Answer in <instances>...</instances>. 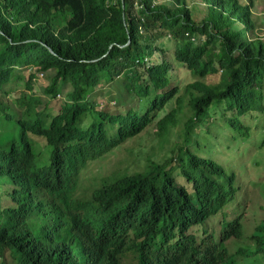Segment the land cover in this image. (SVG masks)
<instances>
[{
    "label": "trees",
    "instance_id": "16d2710c",
    "mask_svg": "<svg viewBox=\"0 0 264 264\" xmlns=\"http://www.w3.org/2000/svg\"><path fill=\"white\" fill-rule=\"evenodd\" d=\"M201 1L198 20L188 0H0L4 264H226V242L243 235L227 219L240 196L264 216V35L253 0ZM21 81V92L10 86ZM153 123L161 159L83 185L92 162ZM200 136L238 161L198 155Z\"/></svg>",
    "mask_w": 264,
    "mask_h": 264
},
{
    "label": "rangeland",
    "instance_id": "374dc122",
    "mask_svg": "<svg viewBox=\"0 0 264 264\" xmlns=\"http://www.w3.org/2000/svg\"><path fill=\"white\" fill-rule=\"evenodd\" d=\"M169 0H159V2H168ZM245 2H250L249 0H243ZM189 5L191 7L193 17H195L198 20L203 19L206 16L207 13V4L202 2L201 0H188ZM253 16L257 23V27L260 30L259 33L263 36L264 35V0H253ZM163 42L168 45L169 49H173V44L170 39L168 38H162ZM151 59L154 61L156 59V54L152 53ZM20 70L22 71V75H24L25 80L29 78V74L31 73V70L27 67H21ZM181 67H178L176 69V76L178 80H181L182 76L180 75ZM219 74L214 76H209L205 79V81L208 82H216L219 79ZM48 82V79L46 78L45 74L39 73L36 78L33 79V85L34 89L37 93H41L42 97L44 98L43 93L40 91V88L44 86L45 83ZM13 88L17 89L18 92H21L22 90L26 89L25 81L19 82L18 85L11 84ZM12 97L3 96L4 102H11ZM60 97H58L59 99ZM57 99V100H58ZM55 101V104H53V111L52 113H55L60 105V100ZM114 104V102H112ZM175 100H170L163 111L159 114V118L164 117L167 113H169L173 108H175ZM12 111H17L18 107L15 106V104H11ZM215 113V112H212ZM219 114H213L209 121V125L217 126L220 121H215L216 117H219ZM251 121V120H250ZM247 122H249L247 120ZM224 124V122H221ZM227 125L228 122H227ZM156 123H153L150 125L144 132H142L140 135L136 136L135 138L129 140L125 145H123L121 148H117L116 150L110 152L106 155L102 161H96L92 162L90 164V169L83 172L82 180L83 185L85 186H92V187H98L95 186L100 183L102 179H104L107 176L113 175L115 173H118V171H128L130 173L140 170L145 162L149 159H161L166 152V148L160 147V138L158 137L156 133ZM211 130V129H209ZM212 131V130H211ZM176 133H179L180 136L175 139V141H180L183 135V127L181 123L176 127L175 129ZM214 134L217 133V131H212ZM196 133H200V131H197ZM225 134L229 133V130H225L223 132ZM199 140V146L203 147V152H200V149L194 148L196 150V153L200 156H213L215 160H223V162L228 161L229 163H232L234 155H236V149L231 150L230 152L227 151L226 148H223L219 142V140H213V143L210 142V139L204 138L203 136H200L198 138ZM224 142L226 140H223ZM222 141V142H223ZM245 143V142H242ZM212 149L214 153H209V150ZM240 150H243V147L240 148ZM208 153V154H206ZM232 155V156H231ZM234 161H238V158H235ZM226 164V163H225ZM233 164H238L236 162H233ZM262 167H258V171L262 172L264 176V169H261ZM260 169V170H259ZM235 170L237 173H239V169L236 165ZM247 170V169H246ZM176 175V173L174 174ZM254 180L255 175L254 173L251 174V171L248 170L247 172H244L242 174H238V181L243 184V191L245 188L247 189L249 187V180ZM4 195V194H2ZM249 197H247L245 194H242L240 196V200L237 201L238 204H240L239 208L236 210H233L232 213L228 214L227 219L231 220L233 219L237 214L243 211V209L248 207L247 200ZM6 200L5 198H2V203ZM11 204L10 200H7ZM214 225H218L219 221L212 222ZM209 227L212 225L210 222L207 224ZM205 234L206 232L199 231L198 234ZM231 251L233 247H228ZM243 249H247L248 247H242ZM253 257H242L241 261L242 264H255Z\"/></svg>",
    "mask_w": 264,
    "mask_h": 264
},
{
    "label": "clouds",
    "instance_id": "9594fccd",
    "mask_svg": "<svg viewBox=\"0 0 264 264\" xmlns=\"http://www.w3.org/2000/svg\"><path fill=\"white\" fill-rule=\"evenodd\" d=\"M5 198V197H2ZM1 198V203H2ZM7 201L4 200V203ZM234 223L236 229H243V235L240 238L233 237L226 242L224 247L227 251L226 264H242V257H253L255 264L264 263V216L255 214L250 207L237 214L229 220ZM228 247H233L230 251ZM242 247H248L243 249ZM8 249H3L0 253V264L9 261Z\"/></svg>",
    "mask_w": 264,
    "mask_h": 264
}]
</instances>
